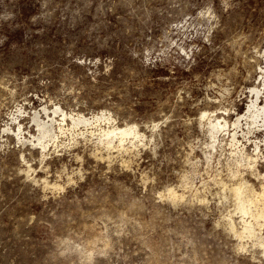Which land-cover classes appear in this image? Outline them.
<instances>
[{
    "label": "rangeland",
    "instance_id": "1",
    "mask_svg": "<svg viewBox=\"0 0 264 264\" xmlns=\"http://www.w3.org/2000/svg\"><path fill=\"white\" fill-rule=\"evenodd\" d=\"M262 49L264 0H0V264H264L227 226L231 147L207 162L200 117L246 110ZM56 104L145 136L16 142L13 117L30 136Z\"/></svg>",
    "mask_w": 264,
    "mask_h": 264
},
{
    "label": "bare ground",
    "instance_id": "2",
    "mask_svg": "<svg viewBox=\"0 0 264 264\" xmlns=\"http://www.w3.org/2000/svg\"><path fill=\"white\" fill-rule=\"evenodd\" d=\"M262 51L264 57V49ZM258 67L260 68L259 72H261L260 76L263 85H252L249 87L250 99L244 112H236V117L230 120L228 112H222V114L218 115L214 110L204 109L201 111L200 117L205 119L209 139L206 142L207 150L205 157L207 162L213 154V149L223 147V141L226 140L224 136L226 134L227 142L231 147L226 164L230 170L232 181L226 183L219 178H217L219 179L217 181L221 182L222 188L227 189L229 195L233 197L234 212L239 213L240 227L237 228L235 226L232 213H229L227 217V226L240 239L247 237L257 241L264 252V233L262 231L264 220V171L260 169V163L264 161V64H259ZM41 110L44 111L47 119L41 118L40 111L35 110L31 116V120L37 126V132H33L30 136L24 134V127H22L20 119L18 120V115L13 118L10 117L14 121H17L18 125L11 130L12 134L16 137V142L18 141L22 144L30 142L44 149L50 141H59L58 139L61 134H65L67 131L72 132L78 126L85 127L86 129L82 130L79 128L80 130L78 132L74 131V133L83 135H85V132L90 134L95 133L98 127L96 142L110 153L113 147L117 148V150L125 149L124 143L127 139L132 146H135L136 141H143L145 136L139 130L137 124L125 123L119 125L112 123V117L104 111L92 114L91 116L78 112L68 114L57 105L52 109V114L55 115L58 111H61L59 114L61 117L56 119L54 115L50 114L51 112H49V108L46 106H43ZM8 120L10 119L8 118ZM102 121H105L108 125L102 126ZM153 126H156V123ZM9 129L11 127L4 126L2 130ZM74 139L76 140V138ZM247 143L251 144V149L248 148ZM129 145L126 146L128 147ZM27 167L28 170L32 169L29 164ZM244 173L258 180L259 188H256V185L252 181L250 182V179ZM168 195L176 198L182 194L173 188H169Z\"/></svg>",
    "mask_w": 264,
    "mask_h": 264
}]
</instances>
